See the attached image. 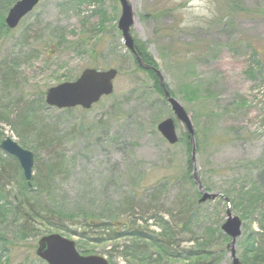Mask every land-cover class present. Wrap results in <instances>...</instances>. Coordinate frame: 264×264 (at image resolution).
<instances>
[{
  "label": "rangeland",
  "instance_id": "rangeland-1",
  "mask_svg": "<svg viewBox=\"0 0 264 264\" xmlns=\"http://www.w3.org/2000/svg\"><path fill=\"white\" fill-rule=\"evenodd\" d=\"M237 2L251 14L231 16L228 4L219 6L216 0H131L136 17L132 38L137 49L151 56L163 81L171 91L181 93L176 99L193 115L202 145L196 161L203 187L213 194L228 192L234 198L240 183L255 178L252 164L264 160V67L262 73H254L255 62L261 61L264 66V58H257L251 49L264 45V0ZM167 10L171 13L164 14ZM121 12L118 0H42L20 27L0 42V69L11 61L20 66L15 99L20 91L30 99L40 91L74 82L88 68L120 72L111 97L103 98L89 112L79 108L70 113L51 110L41 114L43 120L62 131L57 136V152L65 155L66 164L55 183L54 206L68 215L83 210L96 213L104 225L115 215L113 221H135L133 229L137 232L161 234L156 221L145 218L155 215L156 206L164 211L176 207L185 211L198 201L199 191L184 179L188 160L185 146L167 144L158 132V124L174 115L155 93L150 74L135 70L118 29ZM173 27L178 29L174 34ZM182 44L190 48L182 49ZM34 49L36 56L29 60ZM176 52L181 57L187 55L190 65L174 62L171 54ZM1 129V141L11 138L34 153L6 124ZM75 129L80 133L77 139L72 136ZM177 135L180 139L183 136L180 125ZM52 153H34V177L45 170ZM8 158L12 157L0 150V159ZM190 176L193 178V171ZM20 183L21 178L9 186L11 196L17 194ZM135 194H139L137 199ZM153 194L157 204L149 198ZM218 201L201 205L189 229L182 224L178 230L171 212L164 215L163 220L175 227L176 245H180L177 252L197 250V244L204 242L206 229H220L226 222L224 205ZM128 204L136 207L134 218L127 214ZM42 207L53 208L45 200ZM258 208L264 214V203ZM260 212L245 223L248 228L237 245L240 259L247 255L245 240L250 232L258 235L257 241L264 247ZM233 214L240 216L237 211ZM81 219L77 223L68 221L65 227L72 233L82 231ZM47 222L49 218L37 226L40 234L19 239L14 247L7 246L4 253L9 264H46L36 257L35 247L47 235ZM5 231L16 232L11 220ZM51 233L79 243L75 236ZM90 234L85 254L76 247L81 255H99L112 261L110 264H134L120 254L122 246L132 240L97 242L98 232ZM211 240L209 264H229L226 245H221L219 236ZM155 256L159 257L156 252ZM162 261L188 263L165 257Z\"/></svg>",
  "mask_w": 264,
  "mask_h": 264
},
{
  "label": "trees",
  "instance_id": "trees-1",
  "mask_svg": "<svg viewBox=\"0 0 264 264\" xmlns=\"http://www.w3.org/2000/svg\"><path fill=\"white\" fill-rule=\"evenodd\" d=\"M216 1L218 2L219 6L228 4L227 13L231 16L239 17L251 14L245 10L244 7H241L237 0ZM17 2H19V0H0V42L4 41V39L10 35L11 30L7 28L5 20L9 13V9ZM170 13L171 11L169 10L164 11V14ZM177 31V27H173V29H171V33L173 34ZM258 47L259 49L257 50ZM181 48L189 49L190 47L186 44H182ZM251 49L254 51L255 56L257 58H262L263 61L264 45L260 47L259 44L258 46H253ZM35 53L36 49L33 50L32 54H29L28 59H33L36 56ZM139 53L144 62L153 67L154 61L152 60L151 56L143 50H139ZM171 59L183 66L190 65V60L187 55L181 57V55L176 52L175 54H171ZM133 61L136 66L135 70L137 72L150 74L151 80L154 82L153 89L155 93L161 97L163 103H166L164 99V92L155 72L141 70L134 57ZM255 65L257 66V70L254 73H262V68L264 66H262L261 61L257 60ZM19 67L20 66L18 63L11 61L9 65H3L0 69V141L3 137L1 126L6 124L11 128L12 132L16 133L24 146H31V149L34 151V153H36V155L40 151L52 150L53 159L45 162V170L42 169L38 171V176L33 177L30 184L26 182L22 167L16 159L8 158L4 161L0 159V264H9V258L4 253L7 252V246L9 244L10 246L14 247V244L19 242V239L25 240L31 236L40 234L41 231L37 229V226L48 218L49 222H47V227L49 230L47 233H45V235L56 231L58 233L71 235V237L75 236L79 239L77 248L80 249L84 254L86 253L85 246H88L91 243L90 236L92 235L90 232L95 231L98 232L99 239H96L97 242H104L106 240L116 242L117 240L122 239L127 241L128 239L129 241L132 240L133 242L130 241L128 245L122 246L124 251H122L120 254L134 264H167L166 262L162 261L164 257L170 261H172L173 258L177 261H188V263L184 264H209L212 256V254L209 252L211 248L210 244L212 242L211 238L216 239L217 236L220 237L221 245H226L227 254V244L229 238L226 237L222 231H220L221 227L220 229L218 227L216 229H206L204 242L197 244V247L199 246L197 250L177 252V247L180 245H176L177 234L175 233V227L173 223L177 225L178 230L182 224L188 229L191 227V225L194 223L193 221L197 218V210L199 207H201V205L203 206L204 204H200L201 196L199 192H197L198 201L192 203L191 207L185 209V211H183L184 208L182 211H180V207H176L171 211H164L163 209L161 210L158 208V206H156L154 209L155 215H151L149 219L145 218V221L155 220V224L160 226L162 229L161 234L152 233L150 235H146L144 232H137L133 229L134 225H136L135 221H113L116 216L112 214V218L108 219L109 222L104 225L101 223V216L97 215L96 213H89V211L83 210L76 214L72 213L71 215H68L63 209L60 210L59 208L55 207V198L53 196L55 183L57 182L61 173L65 171L64 166L66 164L65 155H59L57 152V150H59L57 136L62 131L60 129L56 130L50 125V123L43 120L41 118V114L43 111L46 112L53 110L54 112H57L58 110L48 107L46 104L45 92L43 91L35 93L33 98L28 96L30 99L24 98L21 91L19 98L15 99L13 97V94L19 91L17 83L18 78L16 77ZM118 73L120 74V72ZM167 89L174 98L178 97V93L181 94L179 91H171L168 85ZM73 111L74 110H68L65 112L70 113ZM213 115H215L214 112ZM79 127L83 130V132L85 131L83 127ZM79 135L80 133H78L77 129L72 132L74 139H77ZM182 135L183 136L180 139L179 144L185 146L188 157L186 163L187 170L184 179L187 184H192V186L197 189L194 179L192 176H190L191 172L193 171L190 157L192 147L189 146L187 135H185L183 132ZM60 143H62V141ZM204 145L207 146V143H204ZM196 146L197 153L200 154L202 145L200 135H198L197 132ZM252 165L253 171L257 173L255 178L249 181L250 183L247 182L246 184L240 181L242 183L239 185V189L235 195V198L231 197V195L229 196L228 192L222 194L224 197L230 200L231 210L240 213L241 217H239L243 222V231L248 228L245 225L246 221H248L250 217L258 215L260 212L258 207L264 203V160H259L256 162V164ZM13 167H15V169ZM20 178L21 183L18 186V191L15 192L17 194L11 196L13 193L12 191H8V188L13 181L20 180ZM162 193H160V195ZM155 195L156 194H153L149 196V198L151 202L157 204L158 200ZM134 197V199H137L139 194H135ZM44 200L49 202L53 208L50 210L44 209V207H42ZM217 200H219V203L224 205V210L226 213L227 204H225V200L221 198ZM127 211H125L127 214L131 215L133 218L135 217L136 214L134 211H136V207L134 205L128 204ZM167 212H171L170 215L172 216L173 223L163 220L164 215ZM260 213L262 219H264V214L262 212ZM47 214L48 218H46ZM160 215L161 217L159 218ZM78 218H82L81 226L84 228L82 231H74L72 233L68 228L65 227V225L68 221L77 223ZM142 219L144 218L142 217ZM10 220L12 228L14 227V231H16L14 234H10L8 231H5L6 225ZM260 228L261 230H264L263 223H260ZM243 235H245V231L243 232ZM257 236L258 235L254 231L248 234L245 240L247 242V255L246 257L243 256L242 259H240L241 264H264V247L263 243L261 244L260 241H257ZM102 237L104 239H102ZM9 238H11V240ZM30 247L34 248L32 245ZM154 252H156L159 257H153ZM110 262L112 263V261Z\"/></svg>",
  "mask_w": 264,
  "mask_h": 264
},
{
  "label": "water",
  "instance_id": "water-1",
  "mask_svg": "<svg viewBox=\"0 0 264 264\" xmlns=\"http://www.w3.org/2000/svg\"><path fill=\"white\" fill-rule=\"evenodd\" d=\"M122 7L121 16L118 21V29L121 31L122 39L125 41V47L135 57L140 69L153 71L156 73L165 100L170 104L172 113L177 122L181 124L185 134L188 135L189 145L192 146V164L194 168L193 179L198 186L199 192L202 195L200 204L206 202H214L221 197L220 194H210L204 189L201 180L198 176L197 156L195 146V129L191 114L187 113L184 106L175 98L166 87L163 81L162 73L155 67H152L144 62L139 51L136 48L135 40L132 38V27L135 23V12L131 0H118ZM41 3V0H19L14 6L9 9L5 23L7 28L15 30L20 26L21 21L33 12V10ZM119 73L115 69L109 71L95 70L88 68L74 82H66L49 88L45 93L46 104L53 109L68 110L77 109L79 107L86 111H90L93 105H96L104 97H111L114 92V81ZM158 131L161 136L174 146L178 143L179 137L176 133L175 121L169 118L159 123ZM0 149L16 158L23 169L26 181L29 183L33 178L34 154L28 150H24L18 143L11 138H6L0 145ZM229 204V199H226ZM226 223L222 225V232L230 238L227 246L230 264H241L237 258L238 239L242 236V220L235 217L228 206ZM37 257L48 264H109L108 260L100 256H81L76 250L75 242L61 237L57 234L42 237L37 246Z\"/></svg>",
  "mask_w": 264,
  "mask_h": 264
}]
</instances>
